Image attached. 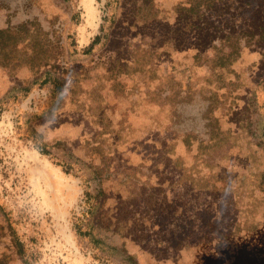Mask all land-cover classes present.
<instances>
[{
  "label": "water",
  "instance_id": "water-1",
  "mask_svg": "<svg viewBox=\"0 0 264 264\" xmlns=\"http://www.w3.org/2000/svg\"><path fill=\"white\" fill-rule=\"evenodd\" d=\"M65 0H0V102L45 73L29 123L97 178L95 239L132 264H264V0H117L72 58ZM0 264H28L0 206Z\"/></svg>",
  "mask_w": 264,
  "mask_h": 264
},
{
  "label": "rangeland",
  "instance_id": "rangeland-1",
  "mask_svg": "<svg viewBox=\"0 0 264 264\" xmlns=\"http://www.w3.org/2000/svg\"><path fill=\"white\" fill-rule=\"evenodd\" d=\"M68 3L70 55L85 58L106 42L117 0ZM59 88L47 72L0 102V206L29 264H132L94 242L93 219L101 199L95 175L64 150L45 147L30 131L29 123L52 107ZM256 104L264 139V82Z\"/></svg>",
  "mask_w": 264,
  "mask_h": 264
},
{
  "label": "trees",
  "instance_id": "trees-1",
  "mask_svg": "<svg viewBox=\"0 0 264 264\" xmlns=\"http://www.w3.org/2000/svg\"><path fill=\"white\" fill-rule=\"evenodd\" d=\"M65 1H67L68 2V0H65ZM94 239V238H93ZM94 242H96V243H99V241L98 240H96V239H94ZM17 246H18V248H19V251L21 252V254H22V256H23V252H22V249H21V244H20V242L19 241H17ZM26 261V260H25ZM27 262V261H26ZM28 263V262H27ZM29 264V263H28Z\"/></svg>",
  "mask_w": 264,
  "mask_h": 264
},
{
  "label": "flooded vegetation",
  "instance_id": "flooded-vegetation-1",
  "mask_svg": "<svg viewBox=\"0 0 264 264\" xmlns=\"http://www.w3.org/2000/svg\"><path fill=\"white\" fill-rule=\"evenodd\" d=\"M55 80V79H54ZM56 81V80H55ZM40 118V117H37V119Z\"/></svg>",
  "mask_w": 264,
  "mask_h": 264
}]
</instances>
